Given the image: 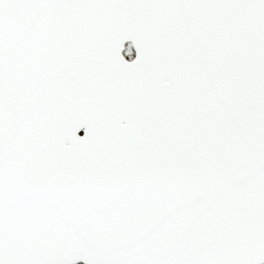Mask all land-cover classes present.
<instances>
[{
  "label": "snow or ice",
  "instance_id": "1",
  "mask_svg": "<svg viewBox=\"0 0 264 264\" xmlns=\"http://www.w3.org/2000/svg\"><path fill=\"white\" fill-rule=\"evenodd\" d=\"M264 264V0H0V264Z\"/></svg>",
  "mask_w": 264,
  "mask_h": 264
},
{
  "label": "water",
  "instance_id": "2",
  "mask_svg": "<svg viewBox=\"0 0 264 264\" xmlns=\"http://www.w3.org/2000/svg\"><path fill=\"white\" fill-rule=\"evenodd\" d=\"M77 264H83V262L82 261H78Z\"/></svg>",
  "mask_w": 264,
  "mask_h": 264
}]
</instances>
